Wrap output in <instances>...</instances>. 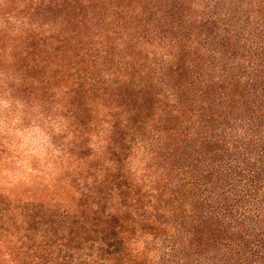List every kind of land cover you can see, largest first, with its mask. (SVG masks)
I'll use <instances>...</instances> for the list:
<instances>
[{
	"label": "trees",
	"instance_id": "16d2710c",
	"mask_svg": "<svg viewBox=\"0 0 264 264\" xmlns=\"http://www.w3.org/2000/svg\"><path fill=\"white\" fill-rule=\"evenodd\" d=\"M0 100L75 165L0 264H264V0H0Z\"/></svg>",
	"mask_w": 264,
	"mask_h": 264
},
{
	"label": "rangeland",
	"instance_id": "374dc122",
	"mask_svg": "<svg viewBox=\"0 0 264 264\" xmlns=\"http://www.w3.org/2000/svg\"><path fill=\"white\" fill-rule=\"evenodd\" d=\"M26 115L0 100V190L4 192L22 193L35 184L50 186L66 170L75 169L57 146L70 140L63 133L66 120H47L36 110Z\"/></svg>",
	"mask_w": 264,
	"mask_h": 264
}]
</instances>
